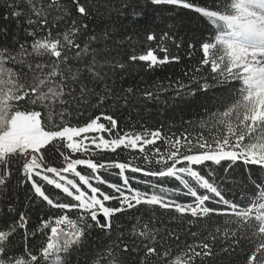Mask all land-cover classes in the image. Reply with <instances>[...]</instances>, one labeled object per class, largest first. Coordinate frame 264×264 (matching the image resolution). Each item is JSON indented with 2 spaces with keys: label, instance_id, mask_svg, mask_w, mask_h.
<instances>
[{
  "label": "snow or ice",
  "instance_id": "obj_1",
  "mask_svg": "<svg viewBox=\"0 0 264 264\" xmlns=\"http://www.w3.org/2000/svg\"><path fill=\"white\" fill-rule=\"evenodd\" d=\"M137 3L138 0L122 3L118 11L123 15L124 9L136 7ZM161 6L191 11L198 23L210 21L217 30L214 42H205L204 37L197 42L205 56L201 63L210 65L212 82L201 85L193 81L196 85L193 94L196 89L207 92L217 85L226 86L230 81L242 83L240 98L220 113L218 123L224 126L223 134L218 130L210 137L203 134L191 137L185 132L183 139L179 136L173 139L154 130L120 135L115 131L117 120L103 113L83 126H70L66 118L71 117L72 111L91 107L93 98L97 105L103 104L112 93L109 81L117 75L116 69L125 68L123 63L114 62L109 47L119 49L124 43L123 39H117L115 27L121 21L112 19L111 8L102 13L99 2L93 3V0H2L0 3V7L9 10L4 19L14 20L17 28L32 38L30 44L27 40L21 42L9 28L0 29V35L13 37L18 45L14 51L6 47L0 49V86H8L6 92L0 87V204L6 209L5 218L0 219L7 224L6 230H0V264H42V260L53 254L59 264L61 253L67 254L64 264H71L70 257L76 250L73 246H82L91 230L99 228L111 239V234L116 231L113 218L133 209L139 212L141 206H148V209L159 206L179 214L170 217V222H176V228L183 227L186 215L193 218L187 221L189 225L196 220H211L213 216L236 218L227 221L238 227L235 231H224L225 243H221L216 234L209 233L203 240L186 245L183 264H213L219 253L231 255L235 246L243 242V233L248 229H256L264 239V202L241 206L226 198L224 187L215 180L210 182L196 170L199 166L215 165L216 168L207 173L211 178L217 170L227 175L242 167L256 188L264 184L260 175L264 173V0H230V3L220 5L215 0H144V7L132 14V22L140 23V17H146L148 9ZM106 15L105 30L97 33L94 28H89L90 22L103 21ZM60 25L67 28L63 33L64 43L52 37V30ZM109 25L111 30H108ZM41 32L46 34L41 37ZM77 38H80L79 42ZM146 38L148 41L157 39L152 32ZM172 39L175 43L176 37ZM181 46L175 43L176 48ZM187 47L195 48L196 45L188 43ZM69 50H74L72 55ZM157 50L164 53L163 58L157 55ZM209 53L211 60L207 58ZM45 56L55 60L52 63L33 62L34 58ZM127 59L147 62L149 69L180 62V56L171 55L167 48H149L146 53L132 54ZM29 73L32 74L31 83L28 82ZM186 87L179 85L180 89ZM132 91L127 89L129 93ZM145 95L151 97L152 93ZM25 102L40 106L41 110H21L16 106ZM57 118L59 124L55 122ZM101 120H106L107 125ZM158 140L167 144L163 151L156 146ZM93 145L96 149L113 152L121 146L138 149L145 163L151 164L154 158L160 165L159 170H145L132 162L97 163L91 158H73L77 153L89 154ZM149 145L154 146L151 157L146 151ZM78 166H85L91 173L78 170ZM101 169L119 170L122 183L109 182L100 174ZM129 170L145 176L174 178L187 191L157 184L151 185V193L141 191L132 187L131 181L135 177L125 175ZM185 177H190L206 191L199 192ZM136 183L151 182L136 180ZM45 184L54 186L75 203L61 202L59 196L46 192ZM24 185H30L34 195L51 208L62 212L75 209L80 215L76 220L67 214L42 219L36 230L29 231L27 212L18 211L9 202L12 194ZM100 185H106L112 193L103 191ZM157 188L158 192L155 191ZM180 196L194 199L180 202ZM110 201H117L118 206H106ZM141 219L135 217L130 243L125 242L122 235L117 237L123 247L119 255L113 256L111 264H128L124 254L140 255L139 264H181L179 259H168L169 241L180 239L176 228L154 213H149V222L142 228L139 227ZM64 224L68 226L67 230L61 228ZM49 228L46 246L40 248L39 254H33L29 248L31 238ZM17 234L22 236L24 253L18 258L9 257V246ZM190 235L196 237L197 233ZM244 264H264V242L245 257Z\"/></svg>",
  "mask_w": 264,
  "mask_h": 264
},
{
  "label": "trees",
  "instance_id": "obj_2",
  "mask_svg": "<svg viewBox=\"0 0 264 264\" xmlns=\"http://www.w3.org/2000/svg\"><path fill=\"white\" fill-rule=\"evenodd\" d=\"M97 2L101 5L102 13H106L107 9L111 8L112 19L121 21L116 23L115 27L117 29V39H123L124 43L119 49H116L112 45L109 47L112 48L114 62L119 61L123 63L125 68L116 69L117 75L113 80L109 81L112 93L104 103L97 105L95 98H93L91 107L73 110L71 117L66 118L69 125L83 126L84 123L103 113L105 115H112L117 120L118 128L115 131L120 135L154 130H160L163 136L172 137L173 139L177 136L183 139L185 132L189 133L191 137H197L200 134H203L205 137H210L218 130L223 134L225 130L224 126L218 123L220 113L227 110L240 98L242 83L240 81H230L226 86L217 85L210 88L207 92L196 89L195 94H193V89L196 88L193 81H198L201 85L206 81L209 83L212 82L210 65H203L201 63L205 56L200 44L197 42L201 37H204L205 42H214L215 34H217L215 26L206 20L198 23L193 18L194 13L175 6H161L154 10L148 9L147 16L140 17V23H133L132 14L139 12L140 8L144 7V0H138L136 7L124 9L123 15L118 11L120 5L125 2L132 3L133 0H111V3H107V0H93V3ZM0 3H2V0H0ZM215 3L218 5L228 4L230 0H215ZM8 11L6 7H0V29L7 27L21 42L27 40L30 44L32 38L27 37L21 29H18L14 20L4 19ZM106 24L107 15L103 21L97 20L94 23L90 22L89 28H94L97 33H100L105 30ZM111 27L109 25L108 30H111ZM66 30L65 25H60L52 30V37L59 38L64 43L63 33ZM149 32L156 35L157 39L155 41L147 40L146 37ZM165 33H168V35L165 36ZM45 34L46 32H41L40 36L43 37ZM172 37H176L175 43L182 45L180 48L175 47ZM79 39L77 38V42H79ZM188 43L195 44L196 47L188 48ZM5 47L14 51L18 48V45L15 43L13 37L0 35V49ZM149 48H167L171 55L180 56V62L168 63L149 69L147 62H131L127 59L132 54H144ZM73 51L69 50V55H72ZM157 55L163 58L164 53L157 50ZM207 58L209 60L212 59L211 53H209ZM54 60L55 58L45 56L36 57L33 62L52 63ZM6 67H11V65H6ZM31 81L32 74L29 73L28 82L31 83ZM181 84L187 85L188 87L180 89L179 85ZM0 87H3L5 92L7 91V85ZM129 88L133 90L131 93L127 92ZM97 90L99 91V89ZM147 92H151L152 96L147 97L145 95ZM178 92L180 93L179 95H177ZM16 106L20 107L21 110L25 108L41 110L40 106H34L26 102ZM55 122L59 124V119L57 118ZM101 122L107 125L106 120H101ZM104 135L106 139L109 138L106 133ZM156 146H159L162 151L167 148V144L162 140H158ZM153 147L152 145L146 146V151L150 157ZM73 158H91L97 163L112 161L132 162L134 166H141L145 170H159L160 167V165L155 163L154 158H152L151 164H147L138 149H126L123 146L115 152L96 149L91 146L89 154L77 153ZM214 168H216L215 165L209 164V167L199 166L196 170L201 171V174L205 175L206 179H210V182L215 180L221 187H224L226 189L227 199L244 207L253 203L259 204L264 202V198H262L264 184H261L259 189L256 188L252 182V178L248 176L245 169L237 167L227 175L217 170L210 178L207 173L210 169ZM78 170L86 174L91 173V170L86 169L85 166H78ZM118 172L119 170L117 169H109L108 171L100 170V174L106 180L117 184L122 183ZM125 175L130 178L135 177L131 181L132 187L138 188L141 191L151 193L153 191L152 184L169 189L180 188L182 192L187 191L174 178L145 176L143 173H133L130 170L126 171ZM260 175L261 179L264 180V173ZM185 178L199 192L204 193L206 191L200 189L190 177ZM136 180L150 181L151 183H136ZM40 182L44 183L43 181ZM100 187L103 191L112 193V189L106 185H100ZM45 189L47 193H51L54 197L59 196L61 202L75 203L71 197H67L66 194L55 189L54 186L45 184ZM155 191L158 192L159 189L157 188ZM172 198L177 199L176 196ZM178 199L180 202H191L194 198L180 196ZM9 202L13 203L18 211L27 212L30 218L29 231L36 230L42 219L67 214L71 219L76 220L80 215L79 210L75 209L70 212H62L61 210L51 208L46 202H42L41 198L34 195L30 185L19 187L12 194ZM106 206H118V202H106ZM220 207L223 206L221 205ZM5 211L4 205L0 204V218H5ZM149 213H154L164 223L176 228V222H170V217L178 216L179 214L174 211L165 210L159 206H154L151 209H148V206H141L139 212L133 209L124 214H117L113 218V225L116 231L111 234L112 238L109 239L99 228H94L87 236V239L82 242V246H73L76 250L72 252L70 257L71 264H111L113 256L119 255L120 249L123 247L117 237L122 235L123 240L130 243L132 226L136 223L135 217L140 216L142 218L141 225L139 226L142 228L144 223L149 222ZM190 219L193 218L186 215L183 221V227L176 228L180 239L178 241H169L171 247L169 249L170 255L168 259L170 261L179 259L181 264H183V260L185 259L184 253L187 251L186 245L203 240L209 236V233L216 234L217 239L221 243H225L224 231H235L238 227L234 223H227L229 220L235 221L236 218L234 216H213L211 220L207 218L196 220L193 224L189 225L187 221ZM253 223L256 222L253 220ZM159 226L157 225V227ZM6 228L7 224H5L4 219H0V230H6ZM218 228L220 229L219 233L216 232ZM192 232L197 233V236H191L190 233ZM49 234L50 228L44 229L43 232H37L36 237L31 238L29 248L33 254H39L40 248L46 246ZM242 240L243 242L240 245L235 246L231 255L223 252L219 253L213 261V264H244L245 257L259 243L264 242V239L256 232V229L246 230L243 233ZM209 242L211 241L209 240ZM219 246L217 245V247ZM23 253L24 242L22 236L17 234L9 246L8 255L9 257L18 258ZM66 255L65 253L60 254L59 264H64ZM124 255L127 257L128 264H139L140 255ZM42 264H58V262L56 261V256L53 254L47 260H42Z\"/></svg>",
  "mask_w": 264,
  "mask_h": 264
},
{
  "label": "rangeland",
  "instance_id": "obj_3",
  "mask_svg": "<svg viewBox=\"0 0 264 264\" xmlns=\"http://www.w3.org/2000/svg\"><path fill=\"white\" fill-rule=\"evenodd\" d=\"M90 135H95V134H90ZM245 142H247V140ZM93 147H95V146L93 145ZM57 159H60L58 155H57ZM70 178H72V177L70 176ZM61 228H65L67 230L68 226L66 224H64V225H61Z\"/></svg>",
  "mask_w": 264,
  "mask_h": 264
}]
</instances>
